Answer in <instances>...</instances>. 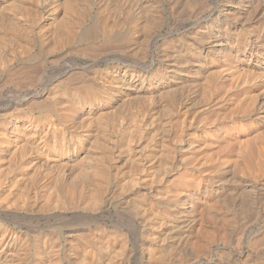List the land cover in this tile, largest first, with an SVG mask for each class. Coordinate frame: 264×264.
Segmentation results:
<instances>
[{"label":"bare ground","instance_id":"6f19581e","mask_svg":"<svg viewBox=\"0 0 264 264\" xmlns=\"http://www.w3.org/2000/svg\"><path fill=\"white\" fill-rule=\"evenodd\" d=\"M53 1L54 3L52 2V4L54 5H53L52 10L50 11L51 17H52L50 18L52 20L51 28L53 31L52 30L50 31L51 33L54 32L55 34V36L53 35L55 39V43H54L55 46L62 45V43L67 41L71 36L72 37L77 36L80 32H82V34L84 35L86 39H89L92 41H94L99 35L112 36L111 34H115V31L118 29H121L125 25V23L127 25L126 36L128 35L132 37V40H135V41L137 40V37L139 38L142 37L143 39H145L146 37L147 38L151 37V39H153V42L155 43L156 40H158L160 37L163 36V35L158 34L157 30H159L163 26L165 22V19H164L165 14H166V18L168 17L172 18L173 13H174L173 10H182L184 12V15H186L185 17L188 19L187 21H189V19L193 17L196 19L195 21L193 19L194 22H191V24L192 23L197 24V28H193L191 30L190 35H191V39L193 40H191L190 43L183 46L182 48L180 47V45H178L179 43L178 44L175 43L169 46H167L166 44L164 45L162 44L163 46L160 45L157 48L158 53L161 55L165 54L166 52L170 54L171 62H172L171 64L174 70L167 71V72H164L165 70H163V72L157 70L148 79H146L145 76H142L143 74L141 75L139 70H138L139 73L134 70H129V72L121 71V79H122L121 88L123 87V89L125 90L124 92L129 91V93L130 92L138 93V92H144L145 84L149 88L151 86L155 87L154 93L157 95L156 96L157 98L155 96L154 97L157 100L161 96H164V95L170 97L172 101L179 100V101L184 102L186 100H189V102H191L193 105L199 108L201 112H204V114L209 115L207 117H213L216 114L217 111L214 112V110L216 109L215 107L217 105L223 106L226 109L225 113H227L232 127L239 135L237 138L238 140H235L237 141L236 146L232 152L231 151L223 152L224 150L219 151V150H216V148L211 147L210 143H207L206 141L205 142L207 144L204 143V141H202L201 139L202 136L199 137V135L197 136V134L191 135L190 138L186 140L187 141L186 144L185 145L183 144V146L179 147V149L176 151L174 149L168 148L166 143L162 140L161 137H160V140L158 139L154 141L153 139L154 142L152 143H149L151 141H148L147 143H149L150 145L148 148L147 146L144 147V148H147L144 155L147 159H150V161L152 160L151 164L149 166L145 164L146 166L141 167L143 162H146V161H143V162L141 161L142 164L139 163L140 166L138 165L137 167L135 165L136 168H134V170H131V171L129 170V176L127 177V180H123L124 182H121L119 186L128 188L129 185L135 181V179L137 180L136 177L139 175V172L143 174V172L148 171L154 175V176H151L152 178L150 180L153 179L155 181H160L161 176H163L162 177L163 181H161L163 182L162 187L160 188L159 191H157L154 195L150 197L149 196L145 197L144 195H141V196L138 195V197H140L141 199L137 197L140 200L136 199L137 202H134V201L132 202V203H135L132 208L133 212L129 211L130 209L126 210V212H128V214L130 215L129 217L131 219L138 218V219L143 220L146 224V231H145L146 233L145 235H147L146 240L150 241L147 244V246H145L146 248H148L147 250L149 253L148 258L146 257L148 259L147 264H165V263H169L172 261L176 263H182V262L189 263V261H194L193 263L195 264L199 262H205L206 258H209V259L210 257L212 258V252H214L215 247L217 249H227L230 245L234 246L235 248L234 252L236 253V257L235 256L234 257L236 260H234L233 258H232L233 260L230 259L228 253H224L220 257H215L214 260L212 259L215 262L214 264H264V229L259 234L257 233L258 235L256 236L252 235V237H249L248 233H247V236L245 237V233H244L245 232L244 230H246L245 228L251 227L253 222L255 223L256 221L260 219L264 220V0H235V2L233 1L234 2L233 5L229 6V8L227 9L224 8L225 9L224 11L217 9L218 7L214 9L209 8L210 10H214V11H209V14L207 13L208 16L207 15L199 16L197 18L193 15L194 11L198 9L201 10L205 2H207V0H105L103 4H102L103 1L101 2L102 7L99 8L96 12L95 23L88 26L85 30H82L83 24L84 22H86V20H88L86 19V17L90 15V14L86 15L87 10H83L84 9L83 5L87 4V2H85L86 0L85 1L84 0H53ZM166 5H168L169 7L164 8V6ZM207 5L209 4L206 3V6ZM4 6H5L4 0H0V10H4ZM10 6L12 5L10 4ZM50 9L51 8H49V10ZM212 16H215L214 19L211 18ZM207 18L213 19V23L206 24L205 21ZM69 23H71V26L68 25ZM170 33L171 32H169V34ZM164 36L166 35L164 34ZM2 42L0 41V44H2ZM7 42L9 41L7 40ZM91 44L92 45L87 46L86 49L84 48L83 51L86 54H90L91 56L93 55V57L95 55H96L95 57H97V55L100 54V52H103L106 49H109L111 47L117 46V48L120 47V49H123L122 47L123 45L122 46L113 45V44L112 46H109L110 44L109 45L107 44L98 45L92 42ZM2 45L0 46L2 47ZM110 50H113V49H110ZM115 51H112V52H115ZM14 52L16 53V51ZM103 54L104 53H101V55ZM107 55L105 57H107ZM91 56L89 58H91ZM161 59H162V56H161ZM61 86L62 85H60V87ZM69 87H65V90L63 91L62 89H60L62 92L56 91L58 92L60 98H62L60 100H65L68 103H69V98H70ZM108 91H106L104 86L102 85H95L94 87L82 86L78 89L79 101H77V104L71 103L70 105L65 106L63 104L60 105L59 103H57L58 101L56 103L53 102V104H50L51 112L55 114L54 116L57 117L58 121L63 122V123H70V122L73 123L77 119H81L77 121L79 122L80 125H83V127L86 126L87 121L89 122L91 119L94 118V121L92 120L93 121L92 123L95 124V129L91 131L95 133L96 135H100V136L104 135L105 133H108L106 132L107 130L106 126L111 122L109 121L108 123L106 119L107 118L110 119V117H113L114 114L116 115V113H112L111 115V111L109 110L110 113L109 112L107 113H109L111 116L108 117V114L105 113L106 111L102 109L104 106L103 105L104 103L107 102L109 103V105L111 103V99H112L111 94L113 93H110ZM46 93L49 94V92H46ZM54 93L55 92L50 93V94L53 95ZM147 96L149 97L150 95H147ZM136 97H135V100H136ZM139 98H140V94H139ZM130 100H133V99L130 98ZM114 104H117V103L114 102ZM122 105H124V103ZM101 106L102 108L100 109ZM120 107L121 106H119V108ZM184 107H185V104H184ZM94 108L97 110V113L95 115L93 114L94 115L93 116L89 112L93 111ZM128 108L130 107L128 106ZM84 110H87L86 111L87 113L85 114L86 116L84 115L86 122L82 120V118L79 117V115ZM163 110L164 112L166 111V109H163ZM163 110L161 112H163ZM113 112H117V111H113ZM120 112H121V108H120ZM120 112H119V115H120ZM156 113H157V107H156ZM136 114H138V112ZM167 115L168 114L166 111V116ZM157 116L155 115V117ZM166 116L165 118L168 117ZM182 116L177 117V118H182ZM129 118H131L130 122L132 124L133 118L130 116ZM149 118H151V116ZM116 119L118 118L116 117ZM144 119H141V120H144ZM138 120H136V123L140 124V121L138 122ZM166 121H161L159 125H157L156 123L155 125L156 127L154 126L155 129L157 130L156 134H158L159 129H160V132L163 133V130H165L166 125L168 124ZM180 121L181 120H179V122ZM151 122L153 123V121ZM6 124L8 125V128L9 129L12 128V130L10 131L8 129L9 130L8 131L5 129V132L3 133L0 130L1 131L0 132V145H3V146L5 144L9 145L12 141L11 139L15 141V140H19L17 139L19 137L26 136V130L29 126V123L14 120V123H12L11 121H8ZM138 124H135V125H138ZM31 125L32 124L30 123V126ZM88 126H89V123H88ZM177 126H176V131H178L177 128L179 127L181 128V125L179 127ZM129 127L132 129L131 126ZM136 127L138 128V126ZM144 128H149V127L145 126ZM36 129L38 130V128ZM148 130H150V128ZM125 131L127 130L125 129ZM34 132H35V135L38 134V132L36 131ZM134 132H137V131H134ZM11 134L13 135L12 138L10 136ZM178 134L180 135V132H178ZM31 136L32 134L30 135V137ZM131 137H134V136L132 135ZM51 138L53 137L51 136ZM134 141H133V144L135 143ZM169 141H170V137H169ZM95 142L96 141L93 140V142L87 144L84 140H81L79 145H77L79 151H83L84 154L81 152L83 155L80 156L79 158H76L75 156L74 163L70 164L72 165L70 174L73 177L71 182L66 183L65 180L61 178L62 176L59 177L58 175L53 173L54 171L53 169L55 168L54 167L55 165H53L54 163L52 164L51 167L48 168L47 175H48L49 184H53L56 186L55 189L51 191L50 193V196H52L53 198L54 203L53 202L52 203L54 204L55 208H58L60 210H65V211L76 210V213L72 215H78L81 217L82 216L87 217L91 215L90 214L87 215V213H79L77 212V209L87 212V211H96L99 208L101 204V193H102L101 185H102V180H103L102 176H104L102 175L103 173L102 169L104 168V166L101 165L103 166V168L100 169V165H99L100 163L98 164V162H96L98 160L97 159L98 157L96 156L101 157L100 156L101 154L97 153L98 149L94 147ZM26 143L28 145V142ZM142 143H145V142H142ZM173 143L171 142L170 144H173ZM180 143L179 144L177 143V144L182 145V143L181 144ZM131 144H132L131 138L128 132L127 134H124L120 137V140H119L120 150L125 152L127 156L128 155L131 156V153H133L132 152L133 147L131 146ZM27 145L24 144V146H27ZM174 146H175V143H174ZM18 147H21V146H18ZM48 147H50L51 151L58 153L57 154L58 163H59L58 165H60V162L63 161L62 159L65 160V158H67V154H66L67 150L64 151V149L61 148L60 145L57 144V142L56 143L54 142ZM47 150L49 149L47 148ZM137 151H138V148H137ZM96 153L98 155H96ZM135 156L136 155H134V157ZM101 158L99 160L102 162ZM122 159H123L122 160L123 162L124 160H126L124 158ZM129 160H130V157L127 161ZM0 161H1V158H0ZM132 162L134 164V161ZM125 163H122V164L125 166ZM129 164H130V161H129ZM131 165L132 163L130 164V166L128 165V167L126 165V167L130 169ZM132 171H135V172L133 173ZM107 172L109 171L107 170ZM127 174H128V171H127ZM157 176L158 178H156ZM113 178L116 179L115 176ZM142 179L140 181H142ZM117 180L118 178L116 179V181ZM130 180L132 181L130 182ZM139 185L143 186L142 184H139ZM127 190L129 191V189ZM108 202H107V205H108ZM46 204L48 203L46 202ZM50 206L53 207V205H50ZM118 208L119 207H117V209ZM0 209L5 210V212H0V219H3V220H4L3 215L5 217H9V215L11 214L12 217L14 218H18V217L20 218V216H23L21 213L22 207H20V205L17 206L15 204L11 207H6V208H4V205H0ZM117 209L115 211H117ZM106 210L108 209H105V211ZM53 214H51V216ZM54 215L57 217L66 216L65 214H62V213L54 214ZM180 221H182V223L185 224V228H186V230L184 231L185 234H182L184 235L183 242H182L183 245L181 247L180 246L174 247L175 245L171 246L172 244L166 245V243H169L170 235L168 233H165L164 231H163L164 234H162L160 232L161 230L158 229V227L160 226L162 227L163 225L170 226V225H175V224H177L178 226ZM115 223H117V221ZM0 225L3 226V224H0ZM181 225L182 224H180V226ZM129 227H130V224L126 228L128 229ZM162 228H164V226ZM174 231L176 230H173L172 233H174ZM130 232L134 233L133 230L129 231V233ZM131 233H130V237L133 235V234L131 235ZM175 238L177 237H173V239ZM156 239H160L163 245L156 246L155 244L157 242L155 241L156 243H153V241ZM243 239L248 241V245H249L248 248L243 246V243H244ZM121 240L123 241L122 238ZM11 241H12L11 237H9L4 232H0V246L2 247V249H3V246L4 247L10 246ZM47 244L46 246H48ZM49 244L51 245L52 243H49ZM50 245L49 247H51ZM72 245L73 244H71V246ZM260 247L261 249H258ZM76 248L78 249V246ZM39 250L41 251V249ZM117 251H119V249ZM117 251L115 255L119 256L122 252L119 253ZM48 252L46 250V253ZM146 255H147V252H146ZM51 260H54V259H51ZM125 260L128 261L127 258ZM50 262H53V261H50ZM207 262L209 261H206L205 264Z\"/></svg>","mask_w":264,"mask_h":264},{"label":"rangeland","instance_id":"374dc122","mask_svg":"<svg viewBox=\"0 0 264 264\" xmlns=\"http://www.w3.org/2000/svg\"><path fill=\"white\" fill-rule=\"evenodd\" d=\"M104 1L105 0H97V1L96 0H86L85 1L87 2V4L83 5V8H84L83 10H87L86 15H89V14L90 15L86 17V19L88 20L84 22L82 30H85L88 26L95 23L96 12L99 8L102 7V4L104 3ZM233 1L235 2V0H229V1L228 0H209V1L207 0V2H205L204 4L205 7L203 6L201 10L200 9L195 10L193 15L196 18L199 16H206V15L208 16L209 11H214L210 9L212 8L214 9L217 7H218L217 9L224 11L225 9L229 8V6L233 5L234 3ZM52 2L54 3L53 0H4V5H5L4 10H0V38H1L0 41L1 42L3 41L2 42L3 45L0 44L2 45V47L0 46V130L3 133L5 132V129L6 130L9 129L8 125L6 124L8 121H11L12 123H14V120H18V121H23L25 123L26 122L29 123V126L26 130V136L28 137L22 136L23 138L19 137L17 138L19 140H15V141L11 139L12 144L11 143L9 145L5 144L6 147L5 145L4 146L0 145L1 146L0 147V154H1L0 155V158H1V161H0V205H4V208L11 207L15 204L17 206L20 205V207H22L21 213L23 215V216H20V218L19 217L14 218L12 217L11 214L9 215V217H5L3 215L4 220L0 219V224H3V226L0 225V232L6 233L12 239L10 246H6V247L3 246V249L0 246V259H1L0 262L2 264H49V263L51 264H128V263L129 264H147V261H148L147 258H148L149 253L147 250L148 248H146L145 246H147V244L150 241L146 240V237H147V235H145L146 234L145 233L146 224L143 220L138 219L137 217H136L137 219H131L129 217L130 215L128 214V212H126V210L130 209L129 211H132L133 205L135 204L132 202L133 201L137 202L136 199L140 198L138 197V195L139 196L144 195L145 197L146 196L150 197L154 195L157 191H159L160 188L162 187L163 182L161 181H163V178H162L163 176H161L160 181H155L153 179L150 180L152 178L151 176H154L150 172L146 171V172H143V174L139 172V175L137 177L135 176L137 180L135 179L134 182L137 181L139 184H142L143 186L139 185L137 182L131 183L128 188L121 187L119 186V184L121 182H124L123 180H127V177L129 176V170L130 171L134 170L136 166L137 167L138 165L140 166V164H142L141 161L142 162L146 161V162H143L142 164L143 166L141 165V167H144L146 165L149 166L151 164L152 160L150 161V159H147L144 153L149 147L150 145L149 143H152L158 139L160 140V137L166 143L168 148L174 149L175 151L178 150L179 147H182L183 144L185 145L187 142L186 140H188L191 135L197 134V136L199 135V137L202 136L201 139L202 141H204V143L206 142L210 143V146L213 148H216V150H219V151L224 150L223 152H229V151L232 152L236 146L237 141L235 140H238L237 138L239 135L232 127L231 122L229 121V117L227 113H225L226 109L221 105L219 106L217 105L215 107L216 109L214 110V112L217 111L215 114L216 117L215 115L213 117H207L209 115H206L204 114V112H201V110L197 108L195 105H193L191 102H189V100H186L187 102L186 101L183 102L179 100H178L179 102L177 100L172 101L170 97L165 96V95L161 96L157 100L156 99L157 95L154 93L155 87L151 86L149 88L145 84L144 92H138V93H134V92L129 93V91L124 92L125 90L123 89V87L121 88L122 86L121 71L129 72V70H134L138 72L139 70L140 74L141 75L143 74L142 76H145V78L148 79L157 70L162 71V72L163 70H165L164 72L174 70L171 64L172 62H171L170 54L166 52L165 54L161 55L158 53L157 48L160 45L163 46L164 44H166L167 46H169L175 43L177 44L179 43L178 45H180V47L182 48L183 46L190 43V41L193 40L191 39V35H190L191 30L193 28H197V24H194V23L191 24V22H194L196 20L194 17L189 19V21H187L188 19L185 17L186 15H184V12L182 10H173L174 13H173L172 18L171 17L166 18V14H165L164 16L165 22L163 26L159 30H157V33L163 36L160 37L158 40H156L155 43L153 42V39H151V37L149 38L146 37L145 39H143L142 37L140 38L137 37V40L135 41V40H132V37L128 35L126 36L127 25L125 23V25L121 28L122 30L121 29L116 30L115 34H111L112 36L99 35L94 41H92V40L86 39L84 35L82 34V32H80L77 36H73V37L71 36L67 41L63 42L62 45L55 46L54 45L55 34L54 32H52L53 33L52 34L50 31L52 30L51 28L52 20L50 19L52 17H51L50 11L52 10L53 5H54L52 4ZM206 3L209 5L206 6ZM10 4L12 6H10ZM168 7H169L168 5L164 6V8H168ZM49 8L51 9L49 10ZM214 17L215 16H212L211 18L214 19ZM213 19L207 18L205 21L206 24L213 23ZM68 25L71 26V23H69ZM169 32L171 33L169 34ZM164 34L166 36H164ZM7 40L10 43L7 42ZM91 42L96 43L98 45L100 44H107V45L110 44L109 46H112V44L121 45V46L123 45L122 46L123 49H120V47L117 48V46L111 47L105 50L106 53L105 51H103V52H100V54H98L97 57H95L96 55L93 57V55L91 56L90 54H86L83 51L84 48L86 49L87 46L92 45ZM148 45L150 48L148 47ZM110 49H113V50H110ZM14 51H16V53ZM112 51H115V52H112ZM101 53H104L105 55L104 54L101 55ZM89 55L91 56V58H89L90 57ZM106 55L107 57H105ZM161 56H162V59H161ZM60 85L62 86L60 87ZM95 85H102L104 86L106 91L109 90L108 92L113 93L111 94L112 99H111L110 105L109 103L106 102L103 104L104 106L102 105L103 108L102 106L100 107V109L102 108L104 111H106L105 113L109 112L110 110L111 115L112 113H116L117 115L116 116L114 114V116L110 117V119L109 118L106 119L108 123L109 121H111L106 126V129H107L106 132L108 133H105L104 135L100 136V135H96L95 133L91 131L95 129V124L92 123L94 121V118L91 119L89 122L87 121L86 126L84 127L83 125H80L78 122L81 119H77L78 121L76 120L73 123L72 122L63 123V122L58 121L57 117L54 116L55 114L51 112L50 104H53V102L56 103L57 101H58L57 103H59L60 105L63 104L65 106L70 105L71 103L77 104V101H79L78 89L82 86L94 87ZM59 87L60 89H62V91L65 90V87H69L70 89L69 103L65 100H60L62 98H60L58 92H62V91L59 89ZM46 92H49V94H47ZM53 92L55 93L51 95L50 93H53ZM139 94H140V98H139ZM147 95H150L151 97L149 96L150 97L149 98ZM135 97H136V100H135ZM122 98L125 101H123ZM130 98L133 100H130ZM121 100L124 103V105H122L123 103L121 102ZM126 100L128 103L126 102ZM114 102L117 104H114ZM184 104H185V107H184ZM112 105L113 106L115 105V106L113 107ZM118 105L121 106L120 107L121 112H120V108ZM128 106L130 108H128ZM115 107L116 108L118 107L117 110ZM156 107H157V113H156ZM161 109L162 110L166 109L168 117L166 116V111L164 112L163 110V112H161L162 111ZM87 110H84L79 115V117L82 118V120L84 121H85L84 117L86 116L85 114L87 113L86 112ZM113 111H117V112H113ZM119 112H120V115H119ZM137 112L138 114H136ZM89 113H91L92 115L93 114L95 115L97 113V110L94 108V110L90 111ZM109 113H107L108 117L111 116ZM155 115L156 116L158 115V116L155 117ZM129 116L133 118L132 124L130 122L131 118H129ZM150 116L152 119L149 118ZM165 116L167 118H165ZM180 116H182V118H177ZM116 117L118 119H116ZM141 119H144V120H141ZM136 120H138V122L140 121V124L136 123ZM179 120L181 121L179 122ZM151 121H153V123ZM161 121H166L168 124L166 125L165 130H163V133H161L159 129L158 134H156L157 130L155 129L156 127L155 125L156 123L157 125H159ZM30 123L34 127L38 128V130L34 128L32 125L30 126ZM88 123H89V126H88ZM135 124H138V125H135ZM144 125L146 127H149L150 130H148L149 128H144L145 127ZM180 125H181V128L179 127ZM129 126H131L133 130ZM136 126H138V128ZM176 126L179 127L177 128L178 131H176ZM125 129L127 131H125ZM9 130L11 131L12 128H10ZM33 130L38 132V134L35 135V132ZM117 130L120 132H118ZM134 131H137V132H134ZM127 132L130 135L131 143H132L131 146L133 147L132 152L134 154L131 153L132 157L130 155L127 156L126 153L121 151L119 147L120 137L124 134H127ZM178 132H180V135L178 134ZM31 134H32L31 136L32 138L30 137ZM132 135L134 137H131ZM10 136L11 138L13 137L12 134ZM51 136L53 138H51ZM42 137L44 140L42 139ZM169 137H170V141H169ZM180 139L182 142L180 141ZM81 140H84L87 144L93 142V140L96 141L94 144V147L98 149L97 153L101 154L100 156L102 157L101 158L99 156H96L98 157L97 158L98 160L96 162H98V164L100 163L99 164L100 169L103 168L104 166V168L102 169V172H103L102 175L104 176H102L103 180H102V185H101V190H102L101 191L102 192L101 193V204L99 208L96 211H87V212L77 209V212L79 213H87V215L89 214L91 215L87 217L72 215L76 213V210L65 211V210H60L54 207L53 198L52 196H50V193L51 191L55 189L56 186L53 184H49L48 175H47L48 168L51 167L52 164L54 163L53 165H55L54 166L55 168L53 169L54 170L53 173L58 175L59 177L62 176L61 178H63L66 183L72 181L73 177L70 174L72 165L70 164L74 163L75 156L76 158H79L80 156L84 154L83 151H79L78 146H77L79 145ZM19 141L21 142V144ZM22 141L25 143H23ZM133 141L135 142L134 144H133ZM148 141H151V142L147 143ZM173 141L175 143V146H174ZM26 142H28V145ZM54 142L55 143L57 142V144L60 145V147L63 148L64 151L67 150L66 151L67 158H65L66 161L62 159L63 161L60 162V165H58L59 164L58 155H57L58 153L51 151L50 147H48ZM97 142H99L100 144ZM142 142H145V143H142ZM171 142L173 144H170ZM180 142L182 143V145H178ZM24 144L27 146H24ZM18 146H21V147H18ZM146 146L147 148H144ZM47 148L49 150H47ZM137 148H138V151H137ZM117 149H119L120 151ZM97 153L96 155H98ZM134 155L136 156L134 157ZM129 157H130V160H129L130 164L132 163L130 169L127 168L128 165L130 166L129 161H127ZM100 158L102 162L99 160ZM122 158L126 160H124L123 162ZM132 161H134V164ZM122 163H125V166ZM107 170L110 173L107 172ZM127 171H128V174H127ZM132 172L134 173L135 171H132ZM114 176L116 177V179L118 178L117 181L116 179L113 178ZM156 178H158V176ZM141 179L142 181H140ZM131 181L132 180H130V182ZM127 189H129V191ZM127 191L129 192V194ZM49 201L53 203L51 204ZM46 202L48 204H46ZM107 202H108V205H107ZM50 205H53V207ZM115 207L116 209L117 207H119L117 211H115L116 210ZM121 208L122 210L124 209L125 210L122 211ZM105 209H108V210L105 211ZM0 212H5V210L0 209ZM53 213L54 214L62 213V214H65L66 216H64L65 218L60 217V216L57 217ZM51 214H53L52 215L53 217L51 216ZM123 217L125 218V220ZM130 219L132 222L130 221ZM116 221L117 223H115ZM130 222L134 226H132ZM180 222L178 226L177 224H175V225H170V226L163 225L164 228H162L163 226L158 227V229L161 230L159 231L162 234H164L163 233L164 231L165 233H168L170 235L169 243H166V245L172 244L171 246L175 245L174 247L176 246L181 247L183 245L182 242H183L184 235L182 234H185L184 231L186 230V228H185V224L182 223V221ZM140 223L142 226L140 225ZM122 224L124 227L122 226ZM129 224H130V227L127 229L126 227ZM180 224H182L183 227L182 225L180 226ZM130 229L133 230L134 232V233L130 232L131 235L133 234L132 235L133 237L131 236L132 238L130 237V233H129V231H131ZM172 229L176 231L172 233L173 232ZM245 229H246L244 230L245 237L247 236V233L249 237H252V235L256 236L260 232L263 231L264 220L260 219L256 221L255 223L253 222L251 227H248ZM173 237H177V238L173 239ZM121 238L123 239V241L121 240ZM49 243H52V244L50 245ZM153 243H156L155 244L156 246L163 245L160 239L154 240ZM177 243L180 245H178ZM244 243H243V246L248 248L249 247L248 241L244 240ZM46 244L48 246H46ZM71 244H73L72 245L73 247L71 246ZM49 245L51 247H49ZM77 246H78V249L76 248ZM229 247L227 249H217L215 247L214 252H212V258L211 257L210 259L206 258L205 262L209 261L206 264H210V263L214 264L215 263L213 261L214 258L220 257L224 253H228L230 259L233 258L234 260H236L235 259L236 253L234 252L235 250L234 246L230 245ZM39 249H41V251ZM118 249L119 251H117ZM258 249H261V247ZM46 250L47 252L49 250V252L46 253ZM116 251L119 253L121 252L122 253L119 256H117L115 255ZM146 252H147V255H146ZM50 258L54 260H51ZM126 258L128 261L125 260ZM50 261H53V262H50ZM172 262L165 263V264H170V263L175 264L176 263V262H173V263ZM193 262L194 261H189V263L182 262V263H176V264H192ZM205 262H199L196 264H205Z\"/></svg>","mask_w":264,"mask_h":264}]
</instances>
